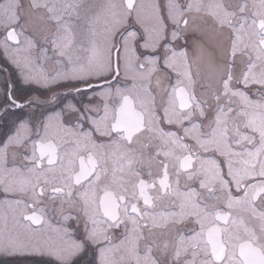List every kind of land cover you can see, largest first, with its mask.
Instances as JSON below:
<instances>
[{"label":"snow or ice","instance_id":"snow-or-ice-1","mask_svg":"<svg viewBox=\"0 0 264 264\" xmlns=\"http://www.w3.org/2000/svg\"><path fill=\"white\" fill-rule=\"evenodd\" d=\"M0 264H264V0H0Z\"/></svg>","mask_w":264,"mask_h":264}]
</instances>
